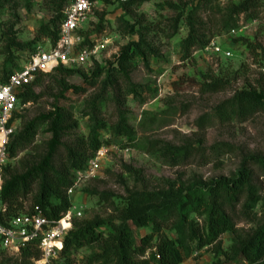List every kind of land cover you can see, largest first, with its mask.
Returning <instances> with one entry per match:
<instances>
[{"label": "trees", "instance_id": "obj_1", "mask_svg": "<svg viewBox=\"0 0 264 264\" xmlns=\"http://www.w3.org/2000/svg\"><path fill=\"white\" fill-rule=\"evenodd\" d=\"M67 1L59 0L56 18L38 30L39 35L46 38L51 45L57 39L58 26L62 20L61 11ZM191 1L195 5L193 4L187 16L182 18L180 11L171 25V35L176 33L179 22L184 21L187 27L186 37L179 46L180 61L189 59L193 50H203L208 42L192 22V15L198 7H208L215 0ZM141 2L142 0H127L123 3L116 1L124 12L131 7H138ZM259 7L260 0L230 1L218 19V30L228 32L234 29L235 19L239 16L254 20ZM134 28L135 25L126 27L124 34L136 35ZM79 34L82 37L83 32ZM85 45L87 41L82 40L81 46ZM34 49L31 48L28 56ZM135 54L145 66L148 58L157 57V53L143 45L138 37L136 42L122 46L112 56V60L103 66L92 62L90 67H82L88 71L56 67L50 74L57 79V92L52 96L49 109L31 118L24 115V109L16 115L18 129L11 137L7 149L8 158L15 160L3 168L0 192V201L6 207V220L30 214L34 207L47 220H57L67 212L70 202L66 193L73 184V175L84 170L88 160L103 143L99 140L98 133L105 127L116 139L115 142L122 143L121 147H130L129 143L133 141L134 134L122 112L124 97H129L137 105H143L152 93L147 86L136 85L130 81V61ZM12 72L14 71H4L0 84H4ZM50 74L38 75L25 86L18 96L19 105L35 104L41 98L35 93V89ZM73 76L80 80V84L67 83V78ZM176 85L178 82L172 83V87ZM221 89L222 86L216 81L200 85L202 93H216ZM90 91L92 93L83 100L80 110V116L87 119V134L80 138L75 134L77 123L71 112L58 106L57 102L65 99L66 95L84 96ZM106 102H110L115 110V121L109 126L100 118L101 107ZM213 112L219 124L241 122L255 114L264 113V95L253 89H242L219 104ZM146 120L151 119L147 117ZM39 133L48 135V139L41 143V152L37 154L34 143ZM136 144L139 152L168 168L186 165L194 157H204L198 146L176 147L162 141L148 140H136ZM206 150L213 157L235 151L225 143L214 144ZM121 170L136 182L141 179L139 170L126 165H121ZM259 179L261 182L258 187L255 182ZM259 192L264 199V151L238 152L237 167L228 177H218L207 183L195 181L178 191L175 200L168 204H158L143 210L147 204L155 202V198L141 194L129 195L126 200L127 216L121 225L110 227L112 234L107 238L99 230L108 226V221L97 218L72 221L70 231L62 239L56 264H71L69 255L84 248L90 250L84 264H181L193 251L204 248L213 257L224 260L239 259L246 264H264V261H260L264 257V224L243 239H235L234 218L253 223V210L261 200ZM88 194L99 197L101 201L109 198V195L97 194L93 190ZM27 200L29 206L25 209L23 203ZM140 209L143 211L130 216L132 211ZM173 218L175 220L171 230L174 239L170 240L161 230L166 229ZM196 220H200V223ZM131 228H149L150 233L135 242ZM224 234L232 235L233 240L227 251L223 252L220 237ZM97 245L102 248L93 249ZM0 250L4 252L1 248ZM146 253L147 259H143ZM37 258L35 248L28 246L16 258L0 259V264H30L31 259Z\"/></svg>", "mask_w": 264, "mask_h": 264}, {"label": "rangeland", "instance_id": "obj_2", "mask_svg": "<svg viewBox=\"0 0 264 264\" xmlns=\"http://www.w3.org/2000/svg\"><path fill=\"white\" fill-rule=\"evenodd\" d=\"M58 1L0 0V78L4 71L17 70L31 48L45 46L47 39L41 37L38 30L56 18ZM193 4L191 0H142L138 7H131L126 13L114 0L98 1L82 27V40L87 41L86 47L97 48L92 61L100 66L110 62L122 46L136 42L138 37L143 45L157 53V57L146 60V66L136 54L130 61L131 83L147 86L152 93L143 105L124 97L122 112L134 134L128 152L109 156L102 162L96 179L79 185L70 195L66 193L72 214L79 213L73 222L92 218L109 222L108 226L99 230L104 238L111 236V226L121 225L127 216L126 200L129 195L155 198V202L147 204L143 210L168 204L175 200L178 191L195 181L207 183L218 177H228L237 167L238 152L264 151V113L241 122L219 124L213 112L219 104L242 89H253L264 95V0H260L254 20L239 16L235 19V28L228 32L218 30V19L230 0H215L208 7H198L193 12L192 22L208 41L207 45L215 44L230 55L222 57L193 50L189 59L180 61L179 46L186 37L187 27L181 21L176 33L171 35L172 20L180 11L182 18H185ZM130 25H135L136 35L124 34ZM75 69L88 71L82 67ZM56 80L51 74L41 80L40 86L35 89L41 98L25 107L24 115L27 118L49 109L52 96L57 92ZM211 81L219 83L222 89L216 93H202L200 85ZM177 82L178 85L172 87V83ZM67 83L78 85L80 80L73 76L67 78ZM91 93L87 92L84 96L66 95L65 99L57 102L58 106L71 112L77 123L75 134L80 138L87 134V119L80 116V110L83 100ZM147 117L151 120L147 121ZM100 118L106 126L115 121V110L110 102L101 107ZM98 136L103 143H116L107 127L99 131ZM47 139L46 134L37 135L34 143L37 154L41 152V143ZM136 140L162 141L176 147L198 146L204 157H194L186 165L168 168L139 152L135 147ZM217 143L228 144L235 151L213 157L206 149ZM116 144L122 146V143ZM121 165L139 170L141 179L136 182L124 174ZM260 180L255 182L258 187ZM90 190L97 194L105 193L109 198L101 201L99 197L89 195ZM259 196L261 200L253 210V223L234 218L236 240L243 239L264 224V199L260 192ZM28 206L27 200L23 207L27 209ZM143 210L132 211L130 216ZM174 220L161 230L170 240L174 239L171 230ZM196 221L200 223V220ZM131 231L135 242L150 233L149 228H131ZM232 240L230 234L220 237L223 252L227 251ZM100 248L101 245L93 247ZM89 253L90 250L85 248L78 250L69 255V260L71 264H84ZM147 255L143 259H147ZM0 259L10 260L11 257L0 250ZM260 261H264V257ZM181 264L246 263L239 259L213 257L204 248L193 251Z\"/></svg>", "mask_w": 264, "mask_h": 264}, {"label": "built area", "instance_id": "obj_3", "mask_svg": "<svg viewBox=\"0 0 264 264\" xmlns=\"http://www.w3.org/2000/svg\"><path fill=\"white\" fill-rule=\"evenodd\" d=\"M116 1L123 3L127 0ZM97 2L96 0H68L62 10V20L58 26L54 45L46 42L45 46L35 47L33 52L24 59L23 64L7 77L6 82L0 84V192L3 168L10 161L15 160L8 158L7 149L11 137L18 129L16 115L28 105H19L18 96L36 76L48 75L56 67L91 66L97 48L81 46L82 37L79 33L83 32L82 27ZM202 51L214 55L219 54L222 57L230 55L229 52L221 51L218 46L212 43ZM116 143H102L88 160L84 170L74 173L73 184L67 191L68 195L79 185L96 179L101 164L106 158L116 153L128 152L127 147H121ZM5 212L6 207L0 201V248L11 258H16L21 250L33 246L38 253V258L31 259L30 264H56L62 239L70 231L74 217H79L78 212L72 214L69 209L57 220H47L34 207L30 214L6 220Z\"/></svg>", "mask_w": 264, "mask_h": 264}]
</instances>
